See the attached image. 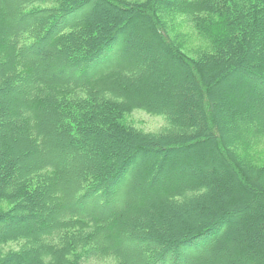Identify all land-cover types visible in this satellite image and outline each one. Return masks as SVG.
<instances>
[{
	"label": "trees",
	"instance_id": "obj_1",
	"mask_svg": "<svg viewBox=\"0 0 264 264\" xmlns=\"http://www.w3.org/2000/svg\"><path fill=\"white\" fill-rule=\"evenodd\" d=\"M90 260L264 264V0H0V264Z\"/></svg>",
	"mask_w": 264,
	"mask_h": 264
},
{
	"label": "rangeland",
	"instance_id": "obj_2",
	"mask_svg": "<svg viewBox=\"0 0 264 264\" xmlns=\"http://www.w3.org/2000/svg\"><path fill=\"white\" fill-rule=\"evenodd\" d=\"M130 1L139 2V1H144V0H130ZM175 21H176V23H178L177 29L181 33H189V34H191L193 36L192 30L188 26H186L184 23H182V19H179L178 18ZM200 45H201L200 41H198L197 39H195V37H192V39L190 40V43L188 44V48L189 49H192L194 51ZM79 72H80L79 70H74V74L75 73H79ZM232 84H234V83H232ZM226 85L227 84H224L223 85V89H226L225 91H230L231 90V87L229 86V87H226L225 88L224 86H226ZM227 93L228 92H225L224 93V96L225 97H228L227 96ZM133 120H134L136 126H138L140 129H143V130H145L147 132H158L166 124V122L164 121V118L162 116H151V115H148L145 112H141V111L135 112L133 114ZM87 152H89V151H86V150L85 151H82L81 153H79L77 155V158L76 159H79L83 155H86ZM68 160H69V158H68ZM73 163L74 162L68 161V165L67 166H70L71 167V165H73ZM143 163H145V162L143 161ZM191 167L192 166H190V168ZM193 171L195 173H197V170L196 169H193ZM216 173L217 174H220L221 171H218ZM84 264H109V263L108 262H99V261H96V260H90V261L85 262Z\"/></svg>",
	"mask_w": 264,
	"mask_h": 264
}]
</instances>
